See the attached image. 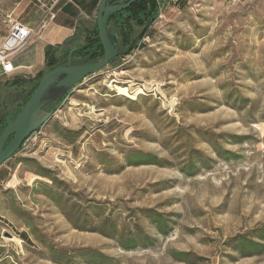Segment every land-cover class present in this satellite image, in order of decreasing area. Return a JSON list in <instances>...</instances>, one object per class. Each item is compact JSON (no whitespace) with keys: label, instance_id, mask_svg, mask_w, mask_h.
Listing matches in <instances>:
<instances>
[{"label":"rangeland","instance_id":"374dc122","mask_svg":"<svg viewBox=\"0 0 264 264\" xmlns=\"http://www.w3.org/2000/svg\"><path fill=\"white\" fill-rule=\"evenodd\" d=\"M134 35L0 167V264H264V0H158Z\"/></svg>","mask_w":264,"mask_h":264},{"label":"water","instance_id":"95a60500","mask_svg":"<svg viewBox=\"0 0 264 264\" xmlns=\"http://www.w3.org/2000/svg\"><path fill=\"white\" fill-rule=\"evenodd\" d=\"M136 1L101 0L96 21L98 37L104 49L102 56L86 63H73L72 54L79 48L74 47L66 65L54 67L43 74L27 102L0 134V167L13 157L32 133L56 113L63 96L84 79L102 71L112 60L128 53L134 47L137 38L127 50L120 51V37L108 22L113 15L127 9Z\"/></svg>","mask_w":264,"mask_h":264},{"label":"crops","instance_id":"0c3cea01","mask_svg":"<svg viewBox=\"0 0 264 264\" xmlns=\"http://www.w3.org/2000/svg\"><path fill=\"white\" fill-rule=\"evenodd\" d=\"M100 2L101 0H60L56 6L55 20L46 28H40L44 9L34 0H20L18 6H21L19 16H23L21 22L34 29V35L24 49L14 54L12 60L16 69L6 75L13 80L27 79L34 82L39 73L47 71V47L79 40L84 28L97 22ZM0 75H3L1 68ZM6 257L0 255V261Z\"/></svg>","mask_w":264,"mask_h":264},{"label":"trees","instance_id":"16d2710c","mask_svg":"<svg viewBox=\"0 0 264 264\" xmlns=\"http://www.w3.org/2000/svg\"><path fill=\"white\" fill-rule=\"evenodd\" d=\"M157 13H158V0H137L127 9L113 15L110 18L108 24L113 25L115 31L119 35L120 46L129 47L136 37L134 35L135 26L136 25L146 26L157 16ZM98 33L99 31L96 22L94 26L84 28L83 30L84 38L82 43L80 44L70 45V47H68L67 45L69 44V41H66L58 46H48L46 49L47 71L60 65H66L68 63L70 51L74 47H79V48H77L73 52L72 59H79V63H86L101 57L104 52V49L101 40L98 37ZM44 73L45 72L39 73L34 82L27 79L21 80L24 82L29 81L32 83L31 90H29V93L25 98L24 103L27 102L31 94L34 92L35 88L39 83V80L41 79ZM16 81L17 84L20 83V80H16ZM71 91L72 89L60 99V105L62 104L63 99L67 95H69ZM23 106L19 107L17 111H15L14 115L7 122L4 123L3 127L7 126V124L16 116V114L21 110ZM262 239L264 238L262 237ZM246 242H248V240L246 239H242L240 241V243L243 246L241 250L238 251H243L244 249L243 247ZM248 243H249V247L261 245L260 242L249 241ZM103 258H104L103 255H99L100 260H103Z\"/></svg>","mask_w":264,"mask_h":264},{"label":"built area","instance_id":"2783aa9c","mask_svg":"<svg viewBox=\"0 0 264 264\" xmlns=\"http://www.w3.org/2000/svg\"><path fill=\"white\" fill-rule=\"evenodd\" d=\"M45 11L40 22V28H46L49 23L57 17L56 6L60 0H34ZM178 1V0H174ZM34 29L17 19L10 21L7 34L0 40V68L3 74H10L15 71L12 57L26 47L32 36ZM37 131V130H36ZM35 131V132H36ZM34 132V133H35ZM33 133V134H34ZM31 134L26 141L31 139ZM25 143V142H24Z\"/></svg>","mask_w":264,"mask_h":264},{"label":"bare ground","instance_id":"6f19581e","mask_svg":"<svg viewBox=\"0 0 264 264\" xmlns=\"http://www.w3.org/2000/svg\"><path fill=\"white\" fill-rule=\"evenodd\" d=\"M114 83V82H113ZM122 85V84H121ZM141 85V84H139ZM116 89L118 90L119 94H123V95H127V96H132L133 98L136 97V94H132L127 87L125 86H118V85H115ZM143 89V88H142ZM151 90V89H150ZM141 93V92H139ZM143 95V94H142ZM122 96V95H121ZM131 98V97H130ZM137 99V98H136Z\"/></svg>","mask_w":264,"mask_h":264}]
</instances>
